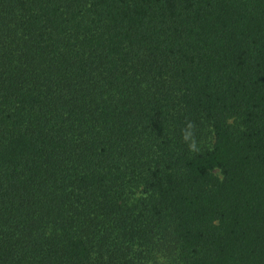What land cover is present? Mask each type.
I'll list each match as a JSON object with an SVG mask.
<instances>
[{
	"label": "trees",
	"instance_id": "obj_1",
	"mask_svg": "<svg viewBox=\"0 0 264 264\" xmlns=\"http://www.w3.org/2000/svg\"><path fill=\"white\" fill-rule=\"evenodd\" d=\"M172 240L264 264V0H0V264Z\"/></svg>",
	"mask_w": 264,
	"mask_h": 264
},
{
	"label": "rangeland",
	"instance_id": "obj_2",
	"mask_svg": "<svg viewBox=\"0 0 264 264\" xmlns=\"http://www.w3.org/2000/svg\"><path fill=\"white\" fill-rule=\"evenodd\" d=\"M231 123H239V121L231 120ZM208 147L213 146L214 142H212V136L208 138ZM217 175L222 178V174L220 170L216 171ZM138 196H141V193L138 194ZM164 249H159L154 252L155 259L154 263L151 264H177L176 259L179 252V248L177 246V243L174 242V240L169 241L167 244H163L162 247H165Z\"/></svg>",
	"mask_w": 264,
	"mask_h": 264
}]
</instances>
